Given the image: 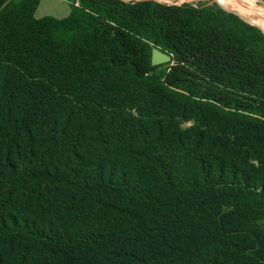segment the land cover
<instances>
[{
  "label": "trees",
  "instance_id": "obj_1",
  "mask_svg": "<svg viewBox=\"0 0 264 264\" xmlns=\"http://www.w3.org/2000/svg\"><path fill=\"white\" fill-rule=\"evenodd\" d=\"M67 1L0 0V264H264V31Z\"/></svg>",
  "mask_w": 264,
  "mask_h": 264
},
{
  "label": "rangeland",
  "instance_id": "obj_2",
  "mask_svg": "<svg viewBox=\"0 0 264 264\" xmlns=\"http://www.w3.org/2000/svg\"><path fill=\"white\" fill-rule=\"evenodd\" d=\"M126 1H135V0H126ZM167 3L175 4H184V3H193V4H211L226 12L230 13L237 19L246 20L249 23L260 27L264 31V0H157ZM222 2H227L232 6L233 10ZM70 12V3L67 0H40V3L36 9V17H42L44 15H54L57 17L66 16ZM236 15H234L233 13ZM247 17L244 18L243 16ZM252 20L256 21L253 22ZM258 22V23H257ZM186 126L190 125V122L185 123Z\"/></svg>",
  "mask_w": 264,
  "mask_h": 264
},
{
  "label": "water",
  "instance_id": "obj_3",
  "mask_svg": "<svg viewBox=\"0 0 264 264\" xmlns=\"http://www.w3.org/2000/svg\"><path fill=\"white\" fill-rule=\"evenodd\" d=\"M170 59H171L170 54L162 52L158 48H153V56H152L153 63L166 62V61H169Z\"/></svg>",
  "mask_w": 264,
  "mask_h": 264
}]
</instances>
